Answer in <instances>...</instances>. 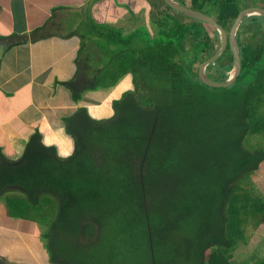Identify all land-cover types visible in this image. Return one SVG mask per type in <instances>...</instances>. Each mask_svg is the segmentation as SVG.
<instances>
[{
	"label": "trees",
	"instance_id": "obj_1",
	"mask_svg": "<svg viewBox=\"0 0 264 264\" xmlns=\"http://www.w3.org/2000/svg\"><path fill=\"white\" fill-rule=\"evenodd\" d=\"M176 1L228 33L255 7ZM149 2L152 35L144 25L111 28L100 36L111 63L91 81L61 84L72 98L58 111L70 154L40 130L17 161L0 152L1 227L20 244L0 252V264H36L25 250L35 238L49 264H214L233 260L248 226L263 224L264 197L251 180L264 164V137L256 139L264 136V17L239 28L237 81L214 88L199 70L219 51V32L164 0ZM233 69L229 46L207 73L226 82ZM128 77L133 87L104 113L79 106L87 91H115ZM12 251L14 260L5 255Z\"/></svg>",
	"mask_w": 264,
	"mask_h": 264
},
{
	"label": "crops",
	"instance_id": "obj_2",
	"mask_svg": "<svg viewBox=\"0 0 264 264\" xmlns=\"http://www.w3.org/2000/svg\"><path fill=\"white\" fill-rule=\"evenodd\" d=\"M116 5L113 0H0V46L5 50L0 57V152L7 159L17 161L36 130L49 144L56 140L63 156L70 154L71 143L58 122V111L67 104L55 100L54 89L75 77L95 78L104 70L100 50L105 41L100 36L120 28L127 17ZM90 6L95 21L91 30L86 26ZM105 102L103 98L92 110L104 113ZM3 212L0 252L16 250L17 238H8L9 229L1 227ZM25 250L42 264L34 245L26 243ZM7 253L15 259L13 251Z\"/></svg>",
	"mask_w": 264,
	"mask_h": 264
},
{
	"label": "rangeland",
	"instance_id": "obj_3",
	"mask_svg": "<svg viewBox=\"0 0 264 264\" xmlns=\"http://www.w3.org/2000/svg\"><path fill=\"white\" fill-rule=\"evenodd\" d=\"M113 1L117 3L116 6L118 8L122 9L121 11L125 12L123 16H127V17H124L123 21L120 22L117 26V27L122 28L125 34L131 31L135 32L137 27L138 28L142 27L141 25H144L143 27H145L150 34L154 33L152 28H155V26L152 25L153 23L149 17L154 7L149 2V0H126V1L122 0V2H120L121 0H113ZM246 2L254 5L257 8L264 9V0H247ZM88 16L91 18V21L89 22L90 24L89 25L86 24V26L87 28H90L91 30L92 26L95 25L91 6L88 9ZM75 18L76 20H78L77 17ZM107 26L105 24H101L100 28H107ZM99 31L100 30L98 31L95 30V32L97 33ZM89 32L90 31H88V33ZM104 43H105V46H103L102 44L101 45L102 47L100 50L101 56H104L102 58L103 59L102 63H105V65H109L112 60L110 59L111 54L114 52L112 51L111 54L107 53V50L109 48H107L106 45H108V43L107 44L106 42ZM98 63L99 62L97 61L96 64ZM90 77H93V76L86 77L88 81H91ZM63 87L64 88L54 89L55 94L57 96L55 97V100L63 101L65 104H71L72 103L71 95H67L68 88H66L65 86ZM132 87H133L132 79L131 77H128L125 80H123L118 87H116L115 91L106 92L105 90H101V89L87 91L86 93H84L82 97V103L84 105H91L90 110H92V106H96V103H100L101 100L104 98L106 100L105 107H107L110 101H112L115 98H119L122 95V92ZM92 88H97V87H92ZM98 88H101V87H98ZM101 105L103 104H99L97 106L99 107ZM79 106H83V105L80 104ZM58 122L62 123L60 116H58ZM263 137L264 136L259 135L256 138L258 139L257 142H261ZM257 142L254 141L253 144ZM45 143L49 144L47 139H45ZM262 144L264 145L263 141H262ZM262 144L259 143V145H262ZM251 182L253 185L254 193L256 195H260L264 197V164L262 165L260 171L253 177ZM246 236H247V239H246L245 245L241 244V246L237 249L233 260L226 262L225 259L222 257V258L215 259L214 264H222V263L224 264H262L264 263V222L258 228L255 227V223H251L248 226ZM32 245H34L37 248V251H39L37 254L40 256V258L36 255L37 261L42 262V264H49L47 253L45 252V249L43 247L44 246L43 241L41 239L39 240L38 238H35L34 243Z\"/></svg>",
	"mask_w": 264,
	"mask_h": 264
},
{
	"label": "water",
	"instance_id": "obj_4",
	"mask_svg": "<svg viewBox=\"0 0 264 264\" xmlns=\"http://www.w3.org/2000/svg\"><path fill=\"white\" fill-rule=\"evenodd\" d=\"M164 1L166 2L168 6H170L174 10L181 12L182 14L190 18H194L202 22H205L211 25L212 27H214L219 32L220 37H221L220 49L214 57H212L210 60H208L207 62L201 65L200 70H199V75H200L201 80L210 87L228 88L232 86L237 81V79L239 78L242 72V61H241L240 49L238 45L239 28L247 17H251V16H263L264 17V9L253 7V8L244 10L243 12L240 13L231 31L228 33L218 23V21L215 18L203 12L195 11L186 6H183L181 3L177 2L176 0H164ZM229 46L234 56V69L230 73V78L226 82H217L208 76L207 68L210 65L215 64L223 56V54L227 51ZM4 51H5L4 47L0 46V57L2 56Z\"/></svg>",
	"mask_w": 264,
	"mask_h": 264
}]
</instances>
